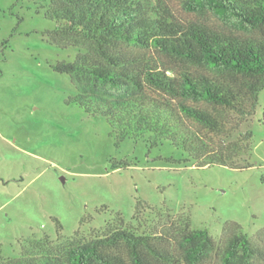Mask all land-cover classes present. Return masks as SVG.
<instances>
[{"label":"rangeland","instance_id":"obj_1","mask_svg":"<svg viewBox=\"0 0 264 264\" xmlns=\"http://www.w3.org/2000/svg\"><path fill=\"white\" fill-rule=\"evenodd\" d=\"M43 3L0 0L1 254H59L118 225L161 233L187 213L218 242L226 222L238 223L264 264V88L239 129L252 134L242 157L250 167H196L168 140L150 146L148 135L117 141L102 115L66 102L77 87L53 64L74 60L79 48L47 38L56 23L38 9ZM164 7L176 19L215 21L180 0ZM123 48L161 65L151 48ZM200 264L218 262L212 255Z\"/></svg>","mask_w":264,"mask_h":264},{"label":"trees","instance_id":"obj_2","mask_svg":"<svg viewBox=\"0 0 264 264\" xmlns=\"http://www.w3.org/2000/svg\"><path fill=\"white\" fill-rule=\"evenodd\" d=\"M214 23L180 20L164 0H47L38 9L54 21L45 31L57 46H74V60L53 69L70 76L78 92L67 103L102 115L122 141L148 135L168 140L196 167L252 166L250 131L240 126L255 112L264 88V0H180ZM123 45L151 48L161 65ZM124 165H128L124 163ZM113 168H118L114 165ZM172 230L137 233L118 225L63 252L18 257L0 264H257L263 252L240 225L224 224L216 241L180 213Z\"/></svg>","mask_w":264,"mask_h":264}]
</instances>
